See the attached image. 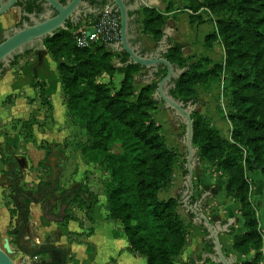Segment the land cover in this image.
<instances>
[{
  "label": "trees",
  "instance_id": "trees-1",
  "mask_svg": "<svg viewBox=\"0 0 264 264\" xmlns=\"http://www.w3.org/2000/svg\"><path fill=\"white\" fill-rule=\"evenodd\" d=\"M232 7L242 15L244 25L233 20L217 21L226 50L225 64H216L211 71L204 70L209 61L187 64L181 57L179 44H172L165 57L181 69H187L171 92L185 105L198 104L196 88L210 83L211 76L219 79L225 71L232 77L236 113L231 121L236 155L225 154L222 147L225 141L218 132L206 128L193 116L194 146L200 151L201 162H217L226 172V196L239 203L248 230L236 236L234 249L246 254L262 246L245 174L250 169H261L264 173V0H192L191 6L195 11L205 8L215 17ZM33 8L40 11L37 5L31 6L28 12ZM144 14L145 31L159 41L163 36L164 17L151 9H145ZM79 26L60 31L54 38L47 39L45 46L57 64L70 122L84 130L93 142L91 147H84L83 155L110 173L112 180L104 194L110 218L122 223L131 252L145 257L148 264H175L186 244L188 229L177 211L179 204L174 199L167 202L158 199L163 185L173 176L176 154L168 149L160 126L152 118L158 105L153 99L157 85L144 87L136 97L134 76L142 69L136 65L118 70L124 75L118 91L98 83L101 74L117 72L112 66L114 54L108 50V45L77 47L71 29ZM125 56L128 60V55ZM41 98L49 118L52 107L43 90ZM115 144H119L120 154L113 153ZM51 154L52 149H48L47 162ZM14 194L11 189L4 197L6 207L16 217L15 228L10 234L19 229L20 211L15 206ZM84 194L90 195V192L82 186L67 205L61 225L75 220L72 206L85 208L81 200ZM19 203L29 205L23 197H19ZM85 210L90 213L92 206Z\"/></svg>",
  "mask_w": 264,
  "mask_h": 264
},
{
  "label": "crops",
  "instance_id": "crops-1",
  "mask_svg": "<svg viewBox=\"0 0 264 264\" xmlns=\"http://www.w3.org/2000/svg\"><path fill=\"white\" fill-rule=\"evenodd\" d=\"M146 1L145 7L138 12L139 18L134 20L137 28L133 31L138 35L132 40L134 45L140 46L142 54L154 51L158 44V40L144 29V11L151 9L164 17L162 33H169L171 45L182 46L181 57L185 63L209 61L205 64V71H208L214 64L225 62L226 50L219 36L217 17L213 15V21L212 14L207 9L195 11L191 8L192 0ZM99 9L93 6L91 13H88L90 17L83 19L79 27L97 21L101 15ZM23 18L19 7L0 17V42L2 33L16 27ZM75 31L76 29H71V33L74 34ZM31 53L34 56L30 61H24L27 54L20 56L19 59L24 60L18 59L16 65L5 69L0 78V245L4 239H9L10 246L15 248L17 232H10L15 228L16 217L6 207L4 197L14 189L16 183L24 194L39 201H29L28 206L23 205L27 206L29 215L24 243L30 249H40L47 241L56 237L53 246L67 251L66 264H148L145 257L131 252L122 223L110 218L107 198L99 191L101 182L97 177L101 172L82 161L79 155L72 156L74 149L67 146L76 132L70 122L57 64L49 53ZM113 54L112 66L117 72L113 75L103 73L97 78V82L110 85L118 91L124 80V75L118 70L127 67L128 60L125 59V53ZM146 74L145 69H140L134 76L136 97L141 89L150 85L146 81ZM164 75L162 73L159 79ZM201 88L203 86H198L196 91ZM42 90L52 107L49 118L41 98ZM160 105L158 103L155 111L160 109ZM167 114L173 117L172 112L167 111ZM214 126L222 132L227 130L225 120H215ZM85 135L86 132L81 130V136ZM48 149H52V154L47 162ZM17 168L21 169V176L16 181L12 172ZM175 174L178 184L174 187L173 194H167V198L178 197L181 201L184 177L180 181L178 172ZM87 176L91 177L90 180ZM251 179L253 183L249 201L256 213L262 246L241 254L234 249L235 238L248 230L239 203L227 198L225 180L212 176L203 164L194 173L195 194L190 205L201 202L204 214L213 224L234 222L229 228V234H220L224 255L234 257V264H264V175L261 172L252 173ZM83 184L90 188V195H81V200L86 204L85 208L92 206L91 212L74 205L71 208L75 220L65 226L61 225L67 205L75 199V193ZM180 207L179 215L187 226L188 236L175 264H203L202 255L212 253L213 247L206 240L208 233L204 227L194 223L195 216L192 213H188L181 204ZM14 255L19 259L21 257L18 252ZM61 260L59 254L42 255L38 258L39 263L46 264L57 261L61 264ZM204 264L213 263L207 259Z\"/></svg>",
  "mask_w": 264,
  "mask_h": 264
},
{
  "label": "water",
  "instance_id": "water-1",
  "mask_svg": "<svg viewBox=\"0 0 264 264\" xmlns=\"http://www.w3.org/2000/svg\"><path fill=\"white\" fill-rule=\"evenodd\" d=\"M23 0H0V17L9 13L12 9L19 7L22 17L21 26H16L4 31L0 42V78L5 69H9L17 57L24 56L28 52H35L39 55L48 53L45 41L54 38L60 31H69L70 26L78 27L83 19H88L93 6L91 2L100 4L99 11L102 13L105 7L110 14L120 17L121 40L108 45V49L113 53H125L128 55L127 65L140 66L147 71L146 81L148 84L156 83L157 87L153 94V99L161 103L164 110L172 112L174 118L185 126V134L182 143L185 146V177L184 191L180 204L183 208L192 213L194 223L204 227L208 235L206 240L210 242L212 253L202 255L203 264L209 259L213 264H234L235 258L225 256L220 242V234L230 233L233 221L222 225L221 222L211 223L204 214L202 203L191 206V200L195 194L194 173L201 164L198 149L194 146V119L197 104L190 102L185 105L183 101L176 99L172 95V90L176 88V81L185 75L187 69H181L178 65L171 63L165 56L171 49L169 43V33L166 31L158 41L154 51L142 54L140 46L134 45L132 40L136 34L133 29L137 28L135 19L139 18V10L145 7L146 0H39L37 5L40 11L32 13L23 11L19 6ZM134 14V15H133ZM93 32V29H91ZM165 75L161 78L162 73ZM22 164V161H19ZM12 174L15 180L20 178L21 169L17 168ZM14 202L20 211L21 221L16 233L15 248L10 246L9 239H4L0 245V264H46L39 263L38 258L42 255L59 254L62 257L61 264L67 263V251L53 246L56 237L47 241L40 249H30L24 243V237L29 226L28 211L20 205L19 197H25L31 203L34 201L30 196L20 193L18 186L14 184ZM56 202V199L54 200ZM50 207V206H49ZM15 252L20 254L19 261L12 257Z\"/></svg>",
  "mask_w": 264,
  "mask_h": 264
},
{
  "label": "rangeland",
  "instance_id": "rangeland-1",
  "mask_svg": "<svg viewBox=\"0 0 264 264\" xmlns=\"http://www.w3.org/2000/svg\"><path fill=\"white\" fill-rule=\"evenodd\" d=\"M234 8L227 13L221 14L217 16V21L219 20H233L237 23H240L241 25H244V21L242 18V15H239L236 10H233ZM209 11V10H208ZM210 12V11H209ZM208 12V13H209ZM214 21V20H213ZM34 56L31 52L27 54L26 59L20 58L18 61H30L31 58ZM225 64V63H224ZM19 65V62H18ZM216 65V64H214ZM214 65L211 67V70L214 68ZM220 65V64H217ZM205 70V69H204ZM210 70V71H211ZM210 83L207 85H202L203 88H201L198 92L196 91V99L198 101V105L196 108V112H194L193 116L195 119H197L199 122H201L206 128L209 127L211 130L217 131V135L225 141V143L222 145L224 148L225 154L230 155H236V151L233 147H235L232 135H233V124L231 121L232 116L236 113V110L233 106L234 98H233V89L232 86V77L229 73H226L223 71L219 79L215 78L214 76H211ZM211 88H208V87ZM199 97V100L198 98ZM153 120L160 126V131L163 136L164 143L170 149L176 154V162L174 164L173 168V176L166 184L163 185L162 189L160 190L158 194V199L160 202H167L171 199H174L178 204L179 207L177 209L178 213L181 211L180 207V199L177 197L175 198H167V194L174 192V187H176L177 180L175 179L176 174L178 172L179 177L178 179L181 181L184 177V170L183 165L185 163V146L182 143L183 135L185 134V126L180 123L176 118L169 116L167 114V110L162 109V104L160 105V109L155 111V113H152ZM215 120H225V123L227 125V130L222 132V130H218L215 128ZM78 124V123H77ZM79 125V124H78ZM74 131L76 134L68 142V147H72L74 149L72 156H80L82 161H84L88 165H92L95 169L101 172L100 176H98V180L100 183V192L106 195V191L108 186L111 183V176L108 170L105 169V167H101L97 163L92 162V160L83 155V149L84 147H91L92 140L89 139L87 136V133L85 136H81V130L74 126ZM64 154L65 155V150ZM113 153L120 154L121 149L119 144H115L113 149ZM95 152V151H94ZM63 153V152H62ZM198 154H200V151L198 149ZM93 159H95V156H91ZM204 166H206L208 172L217 178L223 179L226 182L227 175L224 169H222L217 162H209L207 160L201 162ZM244 168L246 171V164L244 163ZM251 171H246V180L249 185V189L251 192L253 180L251 179L252 173H264L261 169H250ZM91 173V171L89 172ZM88 180H90V176H87ZM95 178V179H97ZM84 188L90 189L87 187V184H83ZM228 198V197H227ZM231 199V198H228ZM21 221V215L19 217V222ZM15 261H19V257L16 255L12 256Z\"/></svg>",
  "mask_w": 264,
  "mask_h": 264
},
{
  "label": "built area",
  "instance_id": "built-area-1",
  "mask_svg": "<svg viewBox=\"0 0 264 264\" xmlns=\"http://www.w3.org/2000/svg\"><path fill=\"white\" fill-rule=\"evenodd\" d=\"M211 18L214 20L213 15ZM120 30V17L110 14L108 8L105 7L97 21L77 28L73 35L77 47L88 49L94 45H109L119 42L121 40Z\"/></svg>",
  "mask_w": 264,
  "mask_h": 264
},
{
  "label": "flooded vegetation",
  "instance_id": "flooded-vegetation-1",
  "mask_svg": "<svg viewBox=\"0 0 264 264\" xmlns=\"http://www.w3.org/2000/svg\"><path fill=\"white\" fill-rule=\"evenodd\" d=\"M38 2H39V0H23V1L20 2L19 5H23L24 7L20 6L21 9H22L23 11H27V12H28V9H29L31 6H37V3H38ZM91 5L96 6V7H100V4H96L95 2H91ZM39 9H40V8H39ZM34 11H38V9H35V10H34V8H33V10H32L30 13H32V12H34ZM24 19H25V18H23L22 21H23ZM22 21H21L20 23H18L17 26H21Z\"/></svg>",
  "mask_w": 264,
  "mask_h": 264
}]
</instances>
